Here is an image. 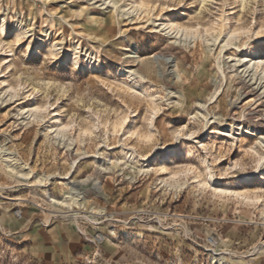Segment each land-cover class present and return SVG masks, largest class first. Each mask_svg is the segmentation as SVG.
Segmentation results:
<instances>
[{
	"label": "rangeland",
	"instance_id": "1",
	"mask_svg": "<svg viewBox=\"0 0 264 264\" xmlns=\"http://www.w3.org/2000/svg\"><path fill=\"white\" fill-rule=\"evenodd\" d=\"M0 16V148L32 178L0 160V264H212L208 250L264 264V71L247 58L264 59V0H0ZM17 23L49 34L58 53L29 52L34 36L18 42ZM228 31L238 35L222 51ZM75 49L79 64L68 60ZM121 71L143 74L146 91ZM55 113L71 125L65 136ZM209 171L260 201L203 186ZM96 235L101 245L88 242ZM70 238L77 248L65 254Z\"/></svg>",
	"mask_w": 264,
	"mask_h": 264
},
{
	"label": "bare ground",
	"instance_id": "2",
	"mask_svg": "<svg viewBox=\"0 0 264 264\" xmlns=\"http://www.w3.org/2000/svg\"><path fill=\"white\" fill-rule=\"evenodd\" d=\"M134 6L137 9H139V10H142L144 8L143 2H139V3L135 2ZM175 11H176V9H175ZM177 11H178V9H177ZM165 26H168L169 29L176 31L177 34H182V36H185V37H189V36L196 37L197 36V34L195 35V31H191L188 28L181 27V26L175 24L172 21L168 22V24H166ZM0 33H1L2 36L7 35V33H8V21H7L5 16H0ZM14 34H15L18 42L22 41L24 38H27V37L29 38V37L34 36V40H33L34 42H31L29 44V52H32L33 50L38 51L41 48H48L49 51L53 55H56L58 53V50H57L56 46H52L51 45L49 34H46L45 36H42V37H37L35 35L29 36V31L25 28L24 25H21L20 23L16 24L15 30H14ZM236 35H238L237 32L228 31L226 33V44L224 45L222 51L224 49L232 46L231 43L233 42V40L236 39ZM33 44L37 45V47H35V49H34V47H32ZM238 49L242 50L243 52L244 51L247 52V51H249V46L246 45L244 47H239ZM221 54H222V52L220 53V55ZM136 55H137V53L133 50L131 52V55L129 56V58H135V57L138 58ZM247 58L249 59L248 62L250 64H252L255 68L263 69V71H264V59L258 58L252 52H251V55L249 57H247ZM154 59L157 62V61H159L161 59L162 60L165 59V57L155 56ZM68 60H70V61H72V62H74L76 64H79L80 63L79 52H77V50L75 49L72 52L71 56L68 58ZM96 64L99 67L101 63L100 62H96V61H94V62L93 61H89L88 62V66L91 67V68H95ZM174 66H177V61H174ZM121 74H123L124 76H127L129 74L128 77H132L131 81H132V83L134 85V88L141 89L142 92L146 91L145 88H144L143 83L138 82V79L143 81V77H144L143 74H141L140 72L139 73H133L131 71L130 72H126V73H125V71H121ZM9 90L14 91L16 93V90L14 88H10ZM152 102L155 103V99H153ZM42 110L43 109L38 107V106L37 107L33 106L32 109H31L32 112L33 111L34 112H42ZM45 111H47V109ZM154 112H155V114H157L156 109H154ZM54 117L52 119L55 120V125H56L55 132L57 133V135L65 136V134L69 131L71 125H64L62 123V121L60 120L58 113H55ZM205 127L207 129L208 125H205ZM152 128H153V125H152ZM263 132H264V129H263ZM182 138H183V135L180 133V135L179 136L177 135V137H176V143L174 144V146H172V147L165 146L162 149V156H163L162 158L163 159L161 160V165H160L162 170H165L167 168V165L170 162V158L168 157V155H170V154L174 155V154L178 153L179 142L181 141ZM6 152H7L6 150L3 151L2 148H0V160L7 165V167L9 168L8 172L10 174L16 176L17 179H20V180L26 181V182L30 181L32 179L30 177V173H26L28 168H22V170L20 172H16L15 173V168H14V166L16 165L14 163L15 160H13V158L9 156L10 154H8ZM135 156H136V154L133 152V153H131L129 155L128 158L131 159V160H134ZM140 160L143 161L144 164H147L150 161V158L147 157V158L143 159V157H140ZM259 164L261 165L260 162H259ZM147 167H148V165L142 166V168H144V169H146ZM259 172H260V170L257 169L253 174H244V175H242V177L240 179L243 180L244 183H250L251 179L254 178V177H257ZM208 179H209L208 182L204 183L203 186H212L214 191L216 193H218V194L236 196L237 198H243L244 200H246L248 202H254V201L258 202V201H260L258 197H255V198L251 199L252 197H250L249 193L243 191L242 188L229 189V188H226V187L225 188L222 187L219 184V182H217L214 179V176H212L211 171H209V178ZM47 180L48 179H46V180L39 179L38 180V185H32V187L33 186H44L43 184ZM73 186H75V185L73 184ZM175 186L180 187V184L177 183ZM79 197H80V194L76 191L75 187L72 188L71 200L73 201L74 204L80 205L79 201H81L83 198L80 199ZM58 203H60L63 207H67L69 205L66 201H61V202H58ZM140 236H141V234H140ZM208 251L211 252L212 264H227V260H226L225 257L221 256L222 254H218V253H216L213 250H208Z\"/></svg>",
	"mask_w": 264,
	"mask_h": 264
},
{
	"label": "crops",
	"instance_id": "3",
	"mask_svg": "<svg viewBox=\"0 0 264 264\" xmlns=\"http://www.w3.org/2000/svg\"><path fill=\"white\" fill-rule=\"evenodd\" d=\"M40 236H38V234H36V237H35V240L36 241H40ZM45 238L46 239H44V243H46V242H53V241H55L56 240V237L55 236H53V235H47V236H45ZM71 240H73L72 238H70V240H63V241H61V245H62V248L64 249V253L65 254H71V252H73L77 247V243H74L75 241H71ZM42 243V244H41ZM43 241L42 242H38V244H37V247H36V252H37V254H42L43 253ZM66 244H69V245H71L72 244V247H69L68 245H66Z\"/></svg>",
	"mask_w": 264,
	"mask_h": 264
},
{
	"label": "built area",
	"instance_id": "4",
	"mask_svg": "<svg viewBox=\"0 0 264 264\" xmlns=\"http://www.w3.org/2000/svg\"><path fill=\"white\" fill-rule=\"evenodd\" d=\"M15 216L17 219H22L21 211L16 212ZM88 242H90L94 245H97V244L101 245L104 242V237L102 235H96L95 237L89 239Z\"/></svg>",
	"mask_w": 264,
	"mask_h": 264
},
{
	"label": "snow or ice",
	"instance_id": "5",
	"mask_svg": "<svg viewBox=\"0 0 264 264\" xmlns=\"http://www.w3.org/2000/svg\"><path fill=\"white\" fill-rule=\"evenodd\" d=\"M149 7H150V5H149ZM193 31H195V30H193ZM177 135L179 136L180 133L178 132ZM192 135H195V133H192ZM260 163L261 164H264V158H261Z\"/></svg>",
	"mask_w": 264,
	"mask_h": 264
}]
</instances>
